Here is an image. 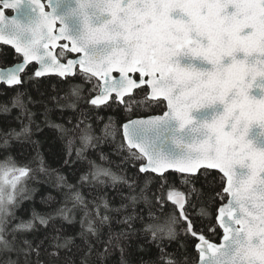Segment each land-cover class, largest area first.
Returning <instances> with one entry per match:
<instances>
[{"label":"snow or ice","instance_id":"snow-or-ice-1","mask_svg":"<svg viewBox=\"0 0 264 264\" xmlns=\"http://www.w3.org/2000/svg\"><path fill=\"white\" fill-rule=\"evenodd\" d=\"M2 47L0 264H264V0H0Z\"/></svg>","mask_w":264,"mask_h":264},{"label":"trees","instance_id":"trees-1","mask_svg":"<svg viewBox=\"0 0 264 264\" xmlns=\"http://www.w3.org/2000/svg\"><path fill=\"white\" fill-rule=\"evenodd\" d=\"M3 53H5V55H0V61H3V63H0V66H6V65H10L13 62V50L10 47H2ZM56 80L53 79L51 81H44V85L50 90H54L55 86H56ZM43 90V89H42ZM61 95H63V93H61ZM156 114V113H153ZM105 117V120L107 119L108 115H113L114 117H116L117 119L120 118V116L122 115V113H116V112H110V113H106L103 114ZM103 128V124H96L94 125V129H95V134L97 136L100 135V131L99 129ZM55 136V133L45 129L44 134L41 136H34L33 139H38L40 141V151L41 153L44 155L45 159L48 161V164L52 167V168H56L58 165L54 162L53 158L50 156V152H56L59 151L63 145H64V141L57 139H53V137ZM99 149L103 150L106 154H110V159H112V161L115 163H119L118 159L116 158V156L114 154H112V146H111V142L110 140L106 143H101L99 145ZM95 150L93 149H89L88 150V155L90 156V158H94L92 156V153ZM31 158V154L27 153L26 150V154L23 157H18V159L26 160V159H30ZM35 166V165H33ZM115 170V169H114ZM65 175H67V173H65ZM37 179H39L41 181V184H37L34 180H30L28 182V187L29 188H35V187H41V185H43L48 191L51 192L52 195H56L57 190L55 189V187L53 186L54 184V180L55 177H37ZM45 195H47L48 193L45 192ZM37 201H39L40 197L36 198ZM70 206V205H69ZM39 207V206H38ZM157 214H159V211L157 210ZM145 216L147 217V210H145ZM165 243L168 245L167 246V251L170 253H177L178 251H183V249H179L178 245L181 243V241L178 239L176 241H173L171 243L165 241ZM152 252L155 254L156 253V248L153 245L152 246ZM116 258L118 259V254L116 256ZM148 257H145V259H147ZM175 258V256L173 257ZM133 260H135V256L132 257Z\"/></svg>","mask_w":264,"mask_h":264},{"label":"water","instance_id":"water-1","mask_svg":"<svg viewBox=\"0 0 264 264\" xmlns=\"http://www.w3.org/2000/svg\"><path fill=\"white\" fill-rule=\"evenodd\" d=\"M6 66H9V65H6ZM6 66H3V67H6ZM156 114H158V113H156Z\"/></svg>","mask_w":264,"mask_h":264}]
</instances>
